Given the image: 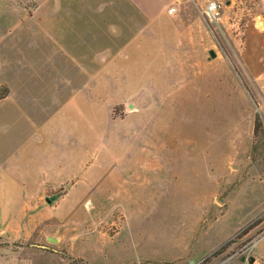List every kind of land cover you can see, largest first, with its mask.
I'll list each match as a JSON object with an SVG mask.
<instances>
[{"label":"rangeland","instance_id":"1","mask_svg":"<svg viewBox=\"0 0 264 264\" xmlns=\"http://www.w3.org/2000/svg\"><path fill=\"white\" fill-rule=\"evenodd\" d=\"M204 2L0 0V264H246L264 0Z\"/></svg>","mask_w":264,"mask_h":264},{"label":"crops","instance_id":"2","mask_svg":"<svg viewBox=\"0 0 264 264\" xmlns=\"http://www.w3.org/2000/svg\"><path fill=\"white\" fill-rule=\"evenodd\" d=\"M249 258H253V262L249 263ZM246 261V264H260V261L264 262V234L256 239L252 245L251 255L246 257Z\"/></svg>","mask_w":264,"mask_h":264},{"label":"built area","instance_id":"3","mask_svg":"<svg viewBox=\"0 0 264 264\" xmlns=\"http://www.w3.org/2000/svg\"><path fill=\"white\" fill-rule=\"evenodd\" d=\"M221 8V0H205L203 6V12L210 19H219V11ZM173 8L169 9V12H172Z\"/></svg>","mask_w":264,"mask_h":264},{"label":"water","instance_id":"4","mask_svg":"<svg viewBox=\"0 0 264 264\" xmlns=\"http://www.w3.org/2000/svg\"><path fill=\"white\" fill-rule=\"evenodd\" d=\"M214 54L215 52L212 49H210L207 54L209 55L208 58H213L215 56ZM58 197H59V194L55 193L52 195L45 196L44 200L46 201L47 204H52ZM47 240L50 242H56V240L52 237H48ZM248 261L249 263L253 262V258H249Z\"/></svg>","mask_w":264,"mask_h":264}]
</instances>
